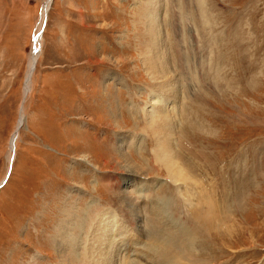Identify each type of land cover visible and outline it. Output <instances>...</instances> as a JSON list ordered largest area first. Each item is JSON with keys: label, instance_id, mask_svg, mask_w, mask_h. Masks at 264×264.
<instances>
[{"label": "rangeland", "instance_id": "374dc122", "mask_svg": "<svg viewBox=\"0 0 264 264\" xmlns=\"http://www.w3.org/2000/svg\"><path fill=\"white\" fill-rule=\"evenodd\" d=\"M45 2L0 0V264L102 257L97 226L114 264H167L180 244L264 264V0ZM164 115L189 186L157 158Z\"/></svg>", "mask_w": 264, "mask_h": 264}, {"label": "bare ground", "instance_id": "6f19581e", "mask_svg": "<svg viewBox=\"0 0 264 264\" xmlns=\"http://www.w3.org/2000/svg\"><path fill=\"white\" fill-rule=\"evenodd\" d=\"M49 3H50V0H46V2H45V5H44V11L46 12V9L49 7ZM153 3V2H152ZM44 12H43V15H42V19H41V22H40V24H39V29L38 30H40L41 29V26H42V21L44 20ZM43 28V27H42ZM41 37H42V35L41 34H39V31H38V34H37V36H36V42H40L41 41ZM158 50V49H157ZM159 52V51H158ZM154 53H156L155 51H154ZM38 54H39V52L38 53H35V52H33V54H32V56H31V58H30V61H29V66H28V74H27V78H26V83H25V86L26 85H28V82H29V80L28 79H30V77H31V75H32V72H33V69H34V62H36V59H37V57H38ZM162 62V61H161ZM161 63L160 62H158V61H153L152 62V67H154V66H159ZM155 68V67H154ZM154 68H153V71H154ZM163 73H164V71H163ZM165 74V73H164ZM162 77V76H161ZM26 88V87H25ZM27 89V88H26ZM26 91V90H25ZM151 111V110H150ZM149 111V112H150ZM162 113V112H161ZM153 115H155V113L153 112ZM157 115V114H156ZM168 116V115H167ZM181 120V119H180ZM170 122V120L166 117V115H164V116H161V117H156V116H153V117H151L150 118V122L152 123V125H153V127L154 128H159V127H157V126H160V123L162 122V124H161V129L162 128H164L165 126H167L165 123H167V122ZM22 122H23V116H22V112H21V115H20V122L19 123H21L22 124ZM201 123V122H200ZM169 124V123H168ZM152 125H151V127H152ZM203 127V126H202ZM19 128V127H18ZM18 128H17V130H16V134L18 133ZM168 128H173V126H171V124L170 125H168L167 126V130H168V133H169V135H168V138L166 139L163 135H162V139L163 138H165V142H164V144H161L160 143V145H159V143H158V141H156V146H157V158L159 159V161L160 162H162V166H163V168L164 169H166V171H167V173L170 175V178H171V180H173L174 182H184L185 184H187L188 185V183L190 182V180L188 181V177L190 176H188L187 174L188 173H186V171L181 167V164H179V163H177L178 161H177V158H175V156H176V154H175V152H174V150H173V147L174 146H172V141L170 140V134H171V132L172 131H174V129H168ZM160 131V130H159ZM173 133V132H172ZM175 133V132H174ZM174 135V134H173ZM159 136V135H158ZM160 137V136H159ZM161 138V137H160ZM159 138V139H160ZM12 140H14V137L12 138ZM13 144H14V141H13V143H11L10 145L11 146H13ZM10 146V152H11V154H12V149L14 148V146H13V148ZM175 148V147H174ZM12 159H13V157L11 156L10 157V160H9V163L11 162L12 163ZM193 165V164H192ZM9 169H11V166H10V168ZM188 170V169H187ZM127 172L128 171H130V169L129 170H126ZM126 176H125V178H123V180H122V185L123 184H125V183H129L130 181L132 182V180H133V178H134V175L133 174H131V173H129L128 172V174H125ZM138 175V174H137ZM98 176V175H97ZM99 177H100V175H99ZM136 177V176H135ZM99 179L100 178H97V180L99 181ZM125 179V180H124ZM130 180V181H129ZM172 181V182H173ZM180 183V184H181ZM190 184V183H189ZM189 186V185H188ZM196 186V185H195ZM199 189V188H198ZM132 195V194H131ZM199 198V197H198ZM135 199V198H134ZM117 204H118V206L119 207H123L124 205H126L127 203H128V205L125 207V209H126V211L128 212V213H130V214H132V211H130L131 209H129V204H130V206H131V208H132V210H135L136 208H135V203L133 202V200H132V197L130 196V195H127L126 194V192L125 191H117L116 192V194H115V199H113ZM199 204V203H198ZM116 205V204H115ZM184 206V205H183ZM201 207V206H200ZM124 209V210H125ZM180 209V208H179ZM193 211V210H192ZM205 211V210H204ZM126 212V213H127ZM202 212V211H201ZM64 213H65V215H69V218H72L73 217V215H74V213H72V212H69V209L67 208V210L66 211H64ZM137 213V212H136ZM134 214V213H133ZM80 215V214H79ZM210 215V214H209ZM125 216V215H124ZM135 216V215H134ZM127 217V216H126ZM194 217V216H193ZM80 218H83V217H80ZM131 218V217H130ZM129 218V219H130ZM199 218H202L201 216L199 217L198 216V214H196L195 215V218H194V220L196 219V220H198L199 221ZM204 218H206V217H204ZM128 219V218H127ZM131 220V219H130ZM195 220V221H196ZM210 220V219H209ZM208 220V221H209ZM82 221H83V219H82ZM140 221V220H139ZM138 221V222H139ZM185 221V220H184ZM197 221V222H198ZM202 222H203V220H201ZM214 221V220H213ZM202 222H200V223H202ZM61 223H62V221H61ZM64 223H65V221H64ZM84 223V222H83ZM83 223H81V225L83 224ZM131 223V222H130ZM195 223V222H194ZM199 223V222H198ZM138 224V223H137ZM216 224V223H215ZM61 226V225H60ZM101 227H102V222H101V225H100ZM207 226H208V224H207ZM71 227V226H70ZM78 227V226H77ZM80 227V226H79ZM78 227V228H79ZM81 228V227H80ZM67 229V228H66ZM74 229H76V228H74ZM79 230V229H78ZM92 230V231H91ZM90 231V233H92V240L95 242L96 241V243L97 244H99L100 246L102 245V249H104V251H102V257H98V258H93L95 255L93 254V256H91L90 257V255L89 254H86V255H82V259L83 260H80V262H78L79 264H114L112 261L113 260H111L112 258V255H111V250H109L108 249V243L110 244L111 242H112V238L111 239H109L108 240V242L107 243H105L104 244V242H102V236H104V237H106V234L102 231L103 229H100L99 228V226H97V227H93L92 229H91ZM110 230V229H109ZM211 230V229H210ZM81 231V230H80ZM189 231V230H188ZM109 232V231H108ZM189 232H191V230L189 231ZM188 232V233H189ZM61 233V232H60ZM192 233V232H191ZM59 234V233H58ZM78 234V233H77ZM103 234V235H102ZM198 234H199V232H198ZM97 237H96V236ZM186 235H187V233H186ZM58 236V235H57ZM100 236V237H99ZM178 236V235H177ZM195 236V235H194ZM125 237V236H124ZM191 237V236H190ZM196 237V236H195ZM70 238V237H69ZM182 238H184L183 236H182ZM198 238V237H197ZM188 239V238H187ZM190 239H192V238H189L188 240L190 241ZM54 240V239H53ZM64 240V239H63ZM75 240V239H74ZM73 240V241H74ZM182 240V239H181ZM61 241V240H60ZM76 241H77V239H76ZM88 241V240H87ZM180 241V240H179ZM196 241V240H195ZM67 242V241H66ZM75 242V241H74ZM181 242V241H180ZM182 243V242H181ZM186 243V242H185ZM193 243V242H192ZM75 244V243H74ZM84 244H86V243H84ZM65 245V244H64ZM67 245V244H66ZM70 245V244H69ZM163 245H165V244H163ZM60 246V245H59ZM58 246V247H59ZM75 246V245H74ZM77 246V245H76ZM162 246V245H161ZM166 246V245H165ZM77 247H79V246H77ZM84 247V246H83ZM83 247H82V249H83ZM87 247V246H86ZM85 247V248H86ZM67 248V247H66ZM75 248V247H74ZM81 249V248H80ZM108 249V250H107ZM75 250V249H74ZM137 250V249H136ZM65 251H66V249H65ZM180 251H182V252H180ZM103 252H105V253H103ZM162 252V257L166 260V263L167 264H172V262H175V261H181V260H183V259H185L186 261H187V263L188 264H201L197 259H196V255H192V254H190L189 252L187 253V248H186V246L184 245V244H180V248L178 249V254L179 255H173V256H170L166 251L164 252V250L163 251H161ZM75 253H77V252H75ZM78 254V253H77ZM111 255V256H110ZM132 255H135V254H132ZM198 255V254H197ZM66 258H67V255L65 254L64 255ZM79 256V255H78ZM89 259V261H88V259L86 260V257ZM178 256H180V259H178L177 257ZM111 258V259H110ZM200 258V257H199ZM69 259V258H68ZM160 259V258H159ZM204 259V258H203ZM162 261V260H161ZM69 262V261H68ZM129 264L130 263H132V262H128ZM127 263V264H128ZM178 263H180V262H178ZM178 263H176V264H178ZM186 263V264H187ZM70 264V263H69ZM120 264V263H119ZM133 264V263H132ZM142 264V263H141ZM144 264V263H143ZM181 264H183V262H181Z\"/></svg>", "mask_w": 264, "mask_h": 264}, {"label": "water", "instance_id": "95a60500", "mask_svg": "<svg viewBox=\"0 0 264 264\" xmlns=\"http://www.w3.org/2000/svg\"><path fill=\"white\" fill-rule=\"evenodd\" d=\"M41 32H42V28L39 30V34H41ZM34 45H35V43H34V36H33L32 43H31V51L38 53L39 52L38 43H36V47H34ZM22 100H23V97H22ZM9 172H10V169L8 168L6 173H5L3 180L0 182V186L5 182V179L9 175Z\"/></svg>", "mask_w": 264, "mask_h": 264}]
</instances>
